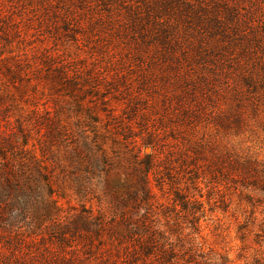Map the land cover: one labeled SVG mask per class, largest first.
I'll return each mask as SVG.
<instances>
[{
    "label": "rangeland",
    "instance_id": "rangeland-1",
    "mask_svg": "<svg viewBox=\"0 0 264 264\" xmlns=\"http://www.w3.org/2000/svg\"><path fill=\"white\" fill-rule=\"evenodd\" d=\"M137 1L126 0L115 16L125 18ZM256 1L238 4L264 32V0L258 17ZM64 4L91 27L74 36ZM100 15H108L101 0H0V264H106L144 218L171 227L176 245L195 232L174 201L171 182L182 189L186 181L179 169L151 177L149 211L131 171L151 135L161 134L168 153V99L183 89L155 75L149 59L137 61L125 19L129 29H103ZM258 119L238 131L204 123L198 132L264 161V113ZM213 186L202 185L203 198L193 192L204 208L191 254L202 246L216 264H257L264 258V194L228 180Z\"/></svg>",
    "mask_w": 264,
    "mask_h": 264
},
{
    "label": "trees",
    "instance_id": "trees-1",
    "mask_svg": "<svg viewBox=\"0 0 264 264\" xmlns=\"http://www.w3.org/2000/svg\"><path fill=\"white\" fill-rule=\"evenodd\" d=\"M125 1L101 0L108 14L100 15L103 29H129L123 26L126 22L133 28L137 61L145 63L149 59L155 75H168L176 90L183 89L168 99L174 112L173 127L164 125L169 127L171 138L168 153L162 149L161 134L151 135L137 148L131 171L139 180L141 202L149 211L154 197L151 177L157 179L164 172L179 169L186 181L182 189L171 182L174 201L181 204L186 229L195 232L176 245L167 236V231L174 232L171 227L166 231L163 225L148 224L144 218L138 221L140 224L131 225L130 242H119L115 254L108 253L106 264H216L202 246L199 253L191 254L200 221L196 214L204 208L193 192L203 198L204 183L213 186L228 180L264 194V161L245 157L206 135L200 137L198 129L207 123L238 131L251 116L262 122L264 32L254 26V13H242L238 0H141L125 8V18L115 16L113 9L121 8ZM261 1H256L257 17ZM64 6L67 28L74 36L76 29L91 27L90 22L84 23L87 18L71 14L70 6ZM148 52H152L151 57ZM257 264H264V258Z\"/></svg>",
    "mask_w": 264,
    "mask_h": 264
}]
</instances>
